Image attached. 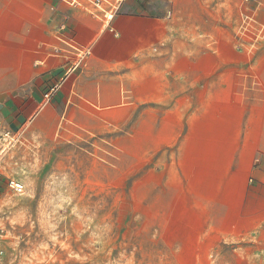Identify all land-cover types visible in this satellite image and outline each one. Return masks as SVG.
<instances>
[{
  "label": "crops",
  "instance_id": "crops-1",
  "mask_svg": "<svg viewBox=\"0 0 264 264\" xmlns=\"http://www.w3.org/2000/svg\"><path fill=\"white\" fill-rule=\"evenodd\" d=\"M148 6L126 1L108 24L56 0H0L12 125L49 105L63 129L145 138L164 199L186 202L217 233H252L264 227V46L228 34L223 18L213 19L219 33L179 44L172 12Z\"/></svg>",
  "mask_w": 264,
  "mask_h": 264
},
{
  "label": "rangeland",
  "instance_id": "rangeland-1",
  "mask_svg": "<svg viewBox=\"0 0 264 264\" xmlns=\"http://www.w3.org/2000/svg\"><path fill=\"white\" fill-rule=\"evenodd\" d=\"M127 2L156 16L171 11L179 44L219 33L213 19L223 18L228 34L264 46V0ZM9 76L0 74V264H264V227L220 234V224L187 212L186 202L169 192L164 199L162 169L142 149L147 139L63 129L49 105L12 125L18 91Z\"/></svg>",
  "mask_w": 264,
  "mask_h": 264
},
{
  "label": "built area",
  "instance_id": "built-area-1",
  "mask_svg": "<svg viewBox=\"0 0 264 264\" xmlns=\"http://www.w3.org/2000/svg\"><path fill=\"white\" fill-rule=\"evenodd\" d=\"M66 4L70 5L74 8L82 9L96 17H100L103 19L104 22L110 24L114 18L116 17L117 13L120 10L122 3L126 2L127 0H62ZM139 1V0H135ZM90 51H86L84 53L80 52L78 56L83 60L85 55H90ZM79 67V65H78ZM48 97V95H46ZM4 138L9 139L11 141H15L14 136L11 135L10 131L4 133ZM12 187L18 191L22 190V185L17 183H12Z\"/></svg>",
  "mask_w": 264,
  "mask_h": 264
}]
</instances>
